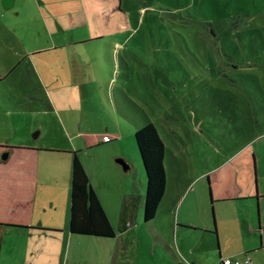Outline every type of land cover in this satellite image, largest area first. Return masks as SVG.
I'll return each mask as SVG.
<instances>
[{"label":"rangeland","instance_id":"1","mask_svg":"<svg viewBox=\"0 0 264 264\" xmlns=\"http://www.w3.org/2000/svg\"><path fill=\"white\" fill-rule=\"evenodd\" d=\"M0 69V102L11 112L0 118L13 125L12 143L58 153L62 169L73 156L60 152L86 149L90 137L115 140L78 155L97 163L111 150L130 167L110 177L119 187L107 205L117 236L125 194L135 196L116 264H161L173 257L166 246L202 240L192 230L172 238L158 212L144 220L135 124L149 118L165 144L169 208L178 192L193 188L189 203L209 190V175L227 163L244 180L253 152L259 161L264 154V0H121V12L112 0H17L0 14Z\"/></svg>","mask_w":264,"mask_h":264},{"label":"crops","instance_id":"2","mask_svg":"<svg viewBox=\"0 0 264 264\" xmlns=\"http://www.w3.org/2000/svg\"><path fill=\"white\" fill-rule=\"evenodd\" d=\"M4 10L0 9V14H3ZM111 14L113 18L114 10ZM44 52L46 51H41L39 54ZM0 76L3 78L7 76L2 69H0ZM1 110H6L8 114L11 113L8 106L2 102H0ZM150 122L148 118L144 122L135 124L133 126L135 132L143 123L146 125ZM14 133L12 123L6 117L0 118V146L36 149L21 142L12 143ZM262 133L264 135V131ZM115 137L114 139L119 138V136ZM90 138L83 144L87 147L86 149L79 146L75 150L70 149L59 153H64L66 157L73 156L63 162L62 169L56 166L57 161L54 160L56 157L53 156H57L58 153L55 152L43 153V150H39L36 159L33 153L24 149L7 152L9 153L7 159H3L4 153H0V206L4 209L15 211L13 209L18 207L22 209L24 205H27L30 198L28 185L36 178L32 214L33 228L0 227L2 242L0 264H116L117 258L125 250L124 240L121 238L129 233L123 230L121 233V226L119 235L112 239L77 236L71 234L69 230L74 154L89 153L92 149L115 141L109 138L107 142H103L98 138ZM262 147L264 148V145ZM105 154L107 157L101 158L100 153L101 159L97 163L90 160L83 161L80 155L78 156L109 218L107 205L113 204L112 195L117 193L108 192L119 188L110 177L120 178L121 166L113 158L116 154H112L111 150L106 151ZM256 155L257 152H253L254 172L252 173L250 166V175L247 171L245 176H241L244 179L242 181H239V169L231 162L222 165L220 170L217 167L216 172L212 171L213 173L209 175L210 189L205 190L204 186L203 192H197L196 198H191L193 206L191 199L189 203H186L193 191L191 188L185 196H179V192L176 193L172 201L173 206L167 207L166 186V192L156 217H168L165 232L172 238L173 236L178 238L180 232L186 233L191 230L202 234L200 245L193 246L184 242L185 244L178 246V249L174 248L173 244L166 246V249L173 255L171 260L175 264H224L226 260L240 262V264H264V154L261 155V161ZM34 163L36 170L33 177ZM106 169L108 172H105ZM138 196L139 199L142 197L140 191ZM133 197L135 196L131 192H126L124 204L127 200L128 202L133 200ZM180 198L181 203H178ZM185 203V211L181 214ZM178 205L179 209L176 213L174 207L178 208ZM211 208H215L216 214L213 212V217L217 223L210 213ZM122 212L123 209L121 210L120 207V215ZM41 229H46V231ZM156 235L163 236L159 232ZM82 256H85L86 261L81 263L79 259ZM102 260L105 261L102 262ZM171 260L161 264H173Z\"/></svg>","mask_w":264,"mask_h":264},{"label":"trees","instance_id":"3","mask_svg":"<svg viewBox=\"0 0 264 264\" xmlns=\"http://www.w3.org/2000/svg\"><path fill=\"white\" fill-rule=\"evenodd\" d=\"M119 3L121 12V0ZM99 38L96 40H101ZM135 140L138 146L141 160L147 180L144 203V220L146 222L155 219L162 199L166 192L167 180L164 167L165 144L161 139L156 127L152 122L146 124L135 133ZM105 140L103 142H107ZM24 149L34 154L35 159L39 153L37 149L12 148L0 146V153L14 152ZM37 164V162H36ZM36 165L33 166V177L35 175ZM34 180V181H33ZM29 184L30 198L27 205L22 209H13L8 211L0 206V227L16 229H32L33 203L36 194V178ZM1 199V198H0ZM127 204L123 206L121 215L122 229L128 227ZM2 207V208H1ZM46 231V229H41ZM70 233L77 236H90L98 238L112 239L116 233L110 223V220L101 204L96 192L94 191L87 172L77 155L74 154L72 166L71 181V208H70ZM0 239V249H1Z\"/></svg>","mask_w":264,"mask_h":264},{"label":"water","instance_id":"4","mask_svg":"<svg viewBox=\"0 0 264 264\" xmlns=\"http://www.w3.org/2000/svg\"><path fill=\"white\" fill-rule=\"evenodd\" d=\"M2 2L5 9H11L14 6L15 0H3ZM8 156L9 153H4L2 158L7 159ZM117 162L123 166L125 171L129 170V165H127V163L124 160H118Z\"/></svg>","mask_w":264,"mask_h":264},{"label":"built area","instance_id":"5","mask_svg":"<svg viewBox=\"0 0 264 264\" xmlns=\"http://www.w3.org/2000/svg\"><path fill=\"white\" fill-rule=\"evenodd\" d=\"M249 263V261H247ZM224 264H240V262H231L229 260L224 261Z\"/></svg>","mask_w":264,"mask_h":264}]
</instances>
